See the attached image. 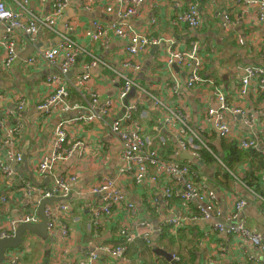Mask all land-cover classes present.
<instances>
[{
  "label": "crops",
  "instance_id": "obj_1",
  "mask_svg": "<svg viewBox=\"0 0 264 264\" xmlns=\"http://www.w3.org/2000/svg\"><path fill=\"white\" fill-rule=\"evenodd\" d=\"M4 1L20 14L33 13L40 18L50 9V4L45 6L40 0ZM190 1L192 0H144L139 13L130 17V23L126 24L152 36L174 39L177 41L175 46L182 50L199 41L201 75L213 83L208 82L194 89L187 88L191 69L181 68L176 62L169 63V43L163 41L162 44L143 52L139 57L141 69L130 73L149 92L133 91L131 99L138 101V111L133 119L145 125L146 130L156 137V146L163 148V153L171 151L165 156L174 161L195 165L180 157V152L184 150L179 145L181 151L178 150L174 133L171 130H161L157 125L158 119L168 113L166 106L188 114L193 130H198L201 125L206 126L202 136L204 143L209 147L206 151L215 160L207 163L205 158L200 159L204 167L196 165L194 168L198 167L197 170L207 182L209 191L215 194L212 201L215 208L209 220L202 219L196 201L186 204L180 197H174L172 204L166 203L167 185L173 183L175 188L184 189L183 180L177 182L176 178L167 173L157 182H149L140 187L135 178L127 175L125 168L128 165L123 160L118 137L103 126L105 119L92 122L84 118L78 122L75 120L79 116L88 117L91 108V96H83L80 92L79 82L82 76L89 74L98 82L101 94L112 96L115 93L114 86L111 85V76L114 75L112 71L124 66L125 60L128 59L125 53L127 41L111 36L108 44L98 42L89 45L85 35L86 28L91 26L93 21L103 24L121 23L122 17L117 13L114 0H69V6L59 21L58 32L70 36L82 44L84 49L86 47L92 52V56L80 57L69 75L64 77L73 92L72 103L82 106L78 110L57 109L56 112L52 110L48 113L46 109L38 107L42 99L56 87L54 84L48 85L47 82L49 77L59 71L63 55L54 63L38 60L30 67H26L18 57L12 67L6 69L1 60L4 52H0V88L8 97L15 95V99L9 98L1 103L0 109L10 110L12 123L22 125L17 142L24 156L21 162H9L6 149L0 141V226L8 228L13 220L30 212L39 215L41 201L38 200L41 196L37 192L29 195L25 187L27 183L37 188H46L52 187L60 175H77L71 195L47 206L56 209L61 204L70 205L71 210L64 217V224L69 227V241L63 243L60 235H49L47 239H43L27 233L26 244L13 249L19 251L26 264H46L47 259L49 264H73L93 250L98 251L108 264H173L166 256L155 252L156 248L171 254L172 260L177 264H264V251L259 250L254 242L243 241L240 236H232L227 232V228L244 223L251 232L262 237L264 245V199L245 185L253 153L248 155L250 157L247 161L232 169L225 162L227 153L223 152V142L227 139L215 128L214 119L207 120V109L219 107L217 90H222L231 109L225 112L224 118L234 131V135L228 139L236 141L242 149L239 145L241 139L254 138L258 142V149H264V94L254 91L242 94L238 85L246 67L264 66V21L260 20L255 7L247 11L243 0H203L199 7L203 21L201 29L173 24L174 16ZM154 18L157 21L152 23ZM63 20L73 22L76 32L65 29ZM23 38L29 39L26 35H23ZM60 42V35L42 29L31 43L19 46V54L36 55L38 51L51 50ZM98 58L112 67L109 68L101 62L93 65V61ZM174 77L179 78L178 94L174 93L171 85ZM262 90L264 88L259 91ZM152 95L161 99L165 106L155 108L151 101ZM20 99L25 100L23 110L18 106ZM235 109L241 112L234 113ZM151 112H158V116L154 118ZM111 119L106 120L111 123ZM143 120H146V123H143ZM67 121H71V129L79 128L66 145L73 152L52 171L41 172L38 170L40 158L52 153L56 128L60 123ZM158 135L162 136V139H157ZM78 141H81V144L75 147ZM254 151L258 153L256 149ZM217 161L225 165V173L220 172ZM5 166L12 168V176L2 172ZM227 174L232 175L233 183L221 184L217 181V178L222 179ZM102 177L116 182L127 200L135 205V212L121 204L115 208L111 217L93 220L92 206L96 202L99 203L100 198L91 192V188ZM229 190L233 192L229 193ZM238 195L246 199V206L237 218H231L234 197ZM4 196L5 201L2 200ZM222 205L224 211L221 210ZM180 213L199 218H189L179 228H165L166 224ZM224 215V222H221V216ZM142 222L153 227L152 241L149 245L141 238L148 249L144 251L139 247L138 252L133 254L131 243L140 237L129 241L125 235L136 236ZM219 224L225 229H219ZM166 231L168 233L164 235ZM120 240L128 246V251L125 256L115 258L109 249L117 246L116 243ZM99 247L105 249L100 250ZM48 249L50 255L46 254Z\"/></svg>",
  "mask_w": 264,
  "mask_h": 264
},
{
  "label": "built area",
  "instance_id": "obj_2",
  "mask_svg": "<svg viewBox=\"0 0 264 264\" xmlns=\"http://www.w3.org/2000/svg\"><path fill=\"white\" fill-rule=\"evenodd\" d=\"M45 6L50 4V9L43 17H38L33 13L20 14L15 11L10 5L0 0V52H4L3 67L9 69L13 63L19 57V46L26 45L33 41L40 30L54 32L60 35L61 42L58 46L47 51H38L36 55H31L23 63L26 67H30L38 62V60H44L46 62L54 63L56 59L63 55L64 59L56 74L49 77L47 84H54L56 87L51 90L38 104L39 108L46 109L48 113L52 110H78L82 108L78 103H72V89L67 86L65 76L70 73L73 65L78 59L84 55L92 56V52L82 47V44L71 38L70 36L62 35L59 30V21L63 16V13L69 6V0H40ZM117 6V13L122 18H130L139 13L140 6L144 3V0H114ZM203 0H192L185 8L177 13L172 19L173 24H184L192 29H201L203 27V21L199 12L200 4ZM246 10L255 7L258 16L261 21H264V0H243ZM157 21L156 18L152 20V23ZM228 24V23H225ZM75 24L67 21L65 23V29L68 31L76 32ZM26 35L29 39L23 38ZM85 35L88 39L89 45L97 44L98 42L108 44L111 36H117L122 40L127 41L128 46L125 47V53L128 55V59L125 60L124 66L118 69H114V73L111 76L115 93L112 96H104L99 90L100 86L93 77L89 74L82 76L80 80V89L83 96H91L90 101V114L88 117L79 116L75 118L76 122L81 119L92 122L96 119H105L103 126L110 130L112 134L118 137V141L122 150L123 160L127 163L128 167L125 168L127 175L135 178L136 183L142 187L149 182H157L159 178L167 173H170L177 182L183 180L185 182L184 189H177L173 186V183L168 184L165 190L166 203L172 204L174 197H180L184 203L190 204L192 201L198 203V210L202 214V219L209 220L211 213L214 211L215 204L212 202L215 198L213 191H209L207 182L203 179L201 173L194 168V166L188 163H182L174 161L169 157L164 156L162 149L156 146V137L148 132L147 127L140 122L133 119L138 111V101H132L130 94L132 90L136 93L148 92V89L144 87L137 79L130 75L131 72H138L141 69L140 55L153 46L162 44L163 41L169 43L167 50V56L169 63H177L181 68H190L191 73L187 80V88L194 89L202 86L205 83L211 82L201 75V61L199 53L201 50V43L195 41L189 48L184 50L176 47L177 41L174 39H164L162 37H156L149 35L145 32L137 30L126 22L103 24L100 21H93L91 26L85 30ZM83 36V34H82ZM95 57V56H94ZM96 58V57H95ZM97 62H101L107 67L111 68L109 64H106L104 60L93 61V65ZM173 86L174 93H179V78L174 77ZM238 85L242 94H247L251 91L264 94V90L259 91L260 88H264V66H248L246 67L245 74L240 78ZM133 97V96H132ZM152 104L155 108L165 106L164 102L153 96ZM15 99V95L12 97L6 96L5 92L0 88V104L7 99ZM217 98L219 100L218 108L207 109V120L214 119V126L220 132V135L224 138H230L234 135L232 126L225 121L224 114L226 111L231 110L227 105L226 95L222 90H217ZM130 99V100H129ZM20 110L24 109L25 100H19ZM168 113L163 118L158 119L157 124L160 125L161 130H171L175 135V142L178 150H184L189 152L198 160L204 158L202 151L209 149L208 145L204 143L202 133L206 131V126L201 125L198 130H193L190 124V116L181 110H175L166 106ZM6 111V110H5ZM0 109V141L5 147L9 162L18 163L23 161L24 156L19 149L17 142V136L22 130V125L13 124L10 116V110L5 112ZM234 113H240L239 109L233 110ZM113 115V116H112ZM112 118L109 123L106 119ZM176 121H178L176 124ZM69 124L71 121L60 123L56 128L55 142L53 150L50 155H44L38 162V170L41 172L52 171L56 168L57 164L66 160L68 156L73 152L70 148L66 147L73 133L79 128L71 129ZM97 124V123H94ZM102 128L101 125H97ZM157 139H162V136L158 135ZM81 144L78 141L75 147ZM181 149H180V147ZM239 145L243 150L249 151L256 149L258 153L264 156V149H258V142L254 138H244L239 141ZM177 156V152L175 153ZM4 174L12 176L14 171L10 166H5L2 170ZM77 182V175H60L55 179L52 187L37 188L29 183L26 184V189L29 195L33 193L40 194L43 199L52 197H62L67 199L72 192L73 185ZM246 185V184H245ZM91 192L99 197V203L96 202L92 206V218L94 221H99L104 217H111L114 214L115 208L121 204H125L129 210L135 212V205L130 203L121 190L117 187L116 182L108 177H102L96 182ZM233 191L229 190V193ZM257 194L256 192H253ZM232 209L230 211L231 218H237L239 213L243 211L246 206V199L240 195L235 196ZM6 197H2L5 201ZM71 210L70 205L61 204L56 209L51 207L46 208L47 215L49 217L48 231L50 236L60 235L62 242L69 241V227L64 224L65 216ZM264 210V208H263ZM190 219H198L199 216H188L185 213L177 214L167 224L166 227L179 228ZM41 221L40 216L36 212H30L23 214L16 220H13L8 228L0 226V238L12 237L16 234L17 227L24 223H39ZM218 228L224 230L225 227L222 224L218 225ZM164 230V229H163ZM227 232L232 236H240L243 241L254 242L259 247L258 249L264 251V245L262 244V237L249 230L244 223L239 226H231L227 228ZM125 233V231H123ZM122 233V234H123ZM153 233V227L151 224L142 222L139 226V231L136 236H127L129 241L134 240L136 237L142 238L147 244H151V236ZM231 236V237H232ZM100 250H104V247H99ZM110 253L114 257H122L128 251V246L125 244L117 245L109 249ZM66 252V250H65ZM252 262V261H250ZM253 263V262H252ZM3 264H26L19 251L11 250L7 253V258ZM73 264H108L104 258L96 252L86 254L82 256L78 262Z\"/></svg>",
  "mask_w": 264,
  "mask_h": 264
},
{
  "label": "water",
  "instance_id": "obj_3",
  "mask_svg": "<svg viewBox=\"0 0 264 264\" xmlns=\"http://www.w3.org/2000/svg\"><path fill=\"white\" fill-rule=\"evenodd\" d=\"M120 21L130 23L129 18H121ZM63 22L66 23L67 20H63ZM247 46H249V44ZM153 47H156V46H153ZM28 51H30V50H28ZM32 52H33V48H32ZM29 54H27V55L19 54V57L22 60H25L26 58L29 57L28 56ZM133 91L134 90H132V93H133ZM180 157L182 159H184L185 161H188L189 163L195 164L199 167H204V163L201 162L200 160H198L196 157H194L190 153H187L185 151H181ZM63 199H65V198L52 197V198H47V199L41 200L40 207H39V215L41 217V221L39 223H36V224H33V223L20 224L18 226L16 234L14 236L0 238V264H3V262L7 258V253L10 250L16 249V248L26 244L25 235L27 233H31V234L36 235L39 238H43V239H47L49 237V231H48L49 217H48L47 212H46V207L54 204L57 200H63ZM221 210H223V211L225 210L223 205L221 206ZM224 217H225V215L221 216V219H220L221 222H224ZM93 252H96V251L93 250ZM155 252H157L160 255L166 256L170 261H172L173 264H177V262L175 260H172L171 254H168L164 250H162L160 248H156ZM97 253H99V252L97 251ZM46 254L50 255L49 249L46 251ZM115 258H117V257H115ZM46 264H49L48 259L46 260Z\"/></svg>",
  "mask_w": 264,
  "mask_h": 264
},
{
  "label": "trees",
  "instance_id": "obj_4",
  "mask_svg": "<svg viewBox=\"0 0 264 264\" xmlns=\"http://www.w3.org/2000/svg\"><path fill=\"white\" fill-rule=\"evenodd\" d=\"M151 113L153 114L154 118L158 116V112H151ZM226 139L227 140L224 139V142H223V152L227 153L226 154L227 157L225 158V161L227 160V164L231 165L232 168H235L240 163L247 161V158L250 157L248 155L251 152L253 153L250 159V164H249L250 172L247 174L245 182L249 189H252L253 191L260 194L261 197L264 199V156L261 155L260 153L259 155H256L258 153H256L254 150H249L246 152L243 149H240L238 147V144L236 141H232L228 138ZM170 152L171 151L169 150L163 155L165 156L167 155V153H170ZM202 154L204 158L206 159L207 163L213 162L215 160L214 157L206 150L202 151ZM195 168L198 169V167H195ZM217 181L221 184H225L228 182L233 183L234 179L229 174H227L223 176L222 179L217 178ZM167 233L168 231H166L164 235H166ZM124 243L125 242H123V240H120L119 242L116 243V245H122ZM131 244L133 246V252H132L133 254L135 252H138L139 247H142L144 251L148 249V247L146 246V244L141 238H137Z\"/></svg>",
  "mask_w": 264,
  "mask_h": 264
},
{
  "label": "rangeland",
  "instance_id": "obj_5",
  "mask_svg": "<svg viewBox=\"0 0 264 264\" xmlns=\"http://www.w3.org/2000/svg\"><path fill=\"white\" fill-rule=\"evenodd\" d=\"M116 70V69H115ZM132 94H130V96H131ZM143 123H146V120H143ZM158 125V124H157ZM160 125H158V127H159ZM211 147L213 148V150L215 151V149H214V147H213V145H211ZM216 152V151H215ZM225 162H227V160L225 161ZM217 164H218V166H219V168H220V172L221 173H225L226 171H227V168L225 167V165L224 164H220L219 163V161H217ZM229 165V164H228ZM227 166V165H226ZM230 167H231V165H229ZM232 168V167H231ZM233 169V168H232ZM222 175V174H221ZM221 175H220V177H221ZM231 177H232V175H230Z\"/></svg>",
  "mask_w": 264,
  "mask_h": 264
}]
</instances>
